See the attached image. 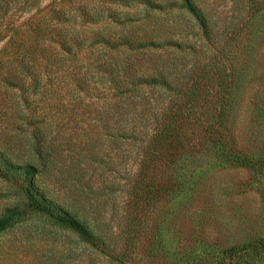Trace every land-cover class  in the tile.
Instances as JSON below:
<instances>
[{
	"label": "rangeland",
	"instance_id": "obj_1",
	"mask_svg": "<svg viewBox=\"0 0 264 264\" xmlns=\"http://www.w3.org/2000/svg\"><path fill=\"white\" fill-rule=\"evenodd\" d=\"M6 215L0 264H264V0H0Z\"/></svg>",
	"mask_w": 264,
	"mask_h": 264
},
{
	"label": "trees",
	"instance_id": "obj_2",
	"mask_svg": "<svg viewBox=\"0 0 264 264\" xmlns=\"http://www.w3.org/2000/svg\"><path fill=\"white\" fill-rule=\"evenodd\" d=\"M14 172L24 175L32 182L28 189V197L30 200V205L32 209L40 214L47 215L54 219L59 225L64 228L74 232L81 239L85 240L87 243H93L96 240V235H98L94 230H91L88 225L75 216L72 212L66 208L52 202L42 190L35 187V176L39 173L38 168L35 165L26 166H15L11 168ZM11 216L6 215L0 218V232H2L8 226L11 221Z\"/></svg>",
	"mask_w": 264,
	"mask_h": 264
}]
</instances>
